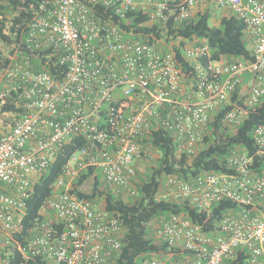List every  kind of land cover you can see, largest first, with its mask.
<instances>
[{
	"label": "built area",
	"instance_id": "2783aa9c",
	"mask_svg": "<svg viewBox=\"0 0 264 264\" xmlns=\"http://www.w3.org/2000/svg\"><path fill=\"white\" fill-rule=\"evenodd\" d=\"M9 4L0 0V15ZM215 7L223 12L214 14ZM205 11L212 22L231 15L245 24L249 59L212 60L206 41L167 35L170 20ZM138 14L145 17L140 26L163 27L161 36L142 38L119 24ZM11 16L4 13L6 33ZM2 49L0 264H116L123 222L100 200L73 191L81 174L93 169L112 193L134 197L137 163L158 151L152 132L169 133L176 153L192 158L219 111L229 131L254 108L264 112V0H41L19 41ZM8 102L15 111L1 110ZM252 136L255 153L235 145L223 159L226 171L165 177L157 201L205 212L221 200L235 207L210 231L184 212L154 218L150 236L174 252L143 256L141 264H230L239 255L264 264V167L254 160L264 155V120ZM75 139L83 144L23 228L34 186ZM81 189L90 192L87 184Z\"/></svg>",
	"mask_w": 264,
	"mask_h": 264
},
{
	"label": "trees",
	"instance_id": "16d2710c",
	"mask_svg": "<svg viewBox=\"0 0 264 264\" xmlns=\"http://www.w3.org/2000/svg\"><path fill=\"white\" fill-rule=\"evenodd\" d=\"M39 1L41 0H10L9 6L5 9L6 13L12 14L8 33L5 31L6 27L3 22L5 12L0 15V67L6 62L2 48L10 45L14 39L16 42L19 41L26 22L34 15L36 4ZM100 12L104 16H109L111 13L110 10H100ZM113 18L117 20L116 17ZM130 18V20H120L119 24L125 29L132 28L133 32L140 33L142 38L147 36L150 39L160 37L159 31L165 28L168 30L167 35L174 39L183 37L206 41L210 50L209 58L212 60L237 61L250 58L251 47L245 36V24L234 16H223L217 24H213L211 12L205 11L187 21L173 22L170 20L164 28L158 24L140 26L139 24L145 22V17L141 14ZM174 48L176 54L179 55L181 47L174 46ZM12 52L13 50H11ZM49 69L51 72L54 70L52 66H49ZM189 69L185 66L186 72H189ZM1 110L15 111L16 107L13 103L8 102L1 107ZM223 111H219L210 122L208 133L201 139V146L192 158L176 153L169 133L161 130L152 132L149 139L160 152V156L150 173L143 177L137 173L136 195L134 197L123 198L112 193L105 187L99 173L93 169L81 174L73 191L85 198L100 200L99 207L101 209L118 216L123 222L125 228L123 247L116 264H141L143 256H162L168 252H174L168 250L165 243L150 236V222L154 218L170 212H184L193 222L202 225L205 231H210L225 212L235 207L234 203L221 200L215 203L208 212H205L198 211L185 202L176 203L155 199L165 177L169 174H176L188 179L202 171H226L223 159L235 145H244L251 154L255 153L256 148L253 143L252 132L254 127L264 120V112L261 108H254L247 119L233 131L227 130L222 125ZM82 144V139H75L64 145L53 164L41 177V181L34 186L31 197L27 201L26 222L23 228L28 226L29 221L38 217L40 204L50 194V183L58 176L69 155ZM254 160L258 169L264 167V155H256ZM85 184L90 187V192L81 189ZM230 264L246 263L243 257L239 255Z\"/></svg>",
	"mask_w": 264,
	"mask_h": 264
},
{
	"label": "rangeland",
	"instance_id": "374dc122",
	"mask_svg": "<svg viewBox=\"0 0 264 264\" xmlns=\"http://www.w3.org/2000/svg\"><path fill=\"white\" fill-rule=\"evenodd\" d=\"M222 12H223V10L221 8H217V7L214 8V14L216 13V14L219 15ZM212 23L213 24H217L218 23V19H215ZM154 155L156 157L154 160H151L149 163L147 162V163H144L142 166H140V169L138 171L140 177H143L146 174L150 173L151 168L156 164V161H157V159L160 156V152L159 151H155Z\"/></svg>",
	"mask_w": 264,
	"mask_h": 264
},
{
	"label": "crops",
	"instance_id": "0c3cea01",
	"mask_svg": "<svg viewBox=\"0 0 264 264\" xmlns=\"http://www.w3.org/2000/svg\"><path fill=\"white\" fill-rule=\"evenodd\" d=\"M137 164L139 167L143 165V163H141V162H138Z\"/></svg>",
	"mask_w": 264,
	"mask_h": 264
}]
</instances>
